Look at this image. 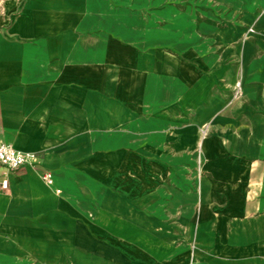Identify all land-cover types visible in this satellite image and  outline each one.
Segmentation results:
<instances>
[{
	"label": "crops",
	"instance_id": "1",
	"mask_svg": "<svg viewBox=\"0 0 264 264\" xmlns=\"http://www.w3.org/2000/svg\"><path fill=\"white\" fill-rule=\"evenodd\" d=\"M0 141V264H264V0H0Z\"/></svg>",
	"mask_w": 264,
	"mask_h": 264
},
{
	"label": "built area",
	"instance_id": "2",
	"mask_svg": "<svg viewBox=\"0 0 264 264\" xmlns=\"http://www.w3.org/2000/svg\"><path fill=\"white\" fill-rule=\"evenodd\" d=\"M33 164L28 154L16 149L13 145L0 141V166L6 172L13 173L19 169ZM45 182L51 185L53 183L51 175L44 176ZM10 188V181L7 177H0V191H7Z\"/></svg>",
	"mask_w": 264,
	"mask_h": 264
}]
</instances>
